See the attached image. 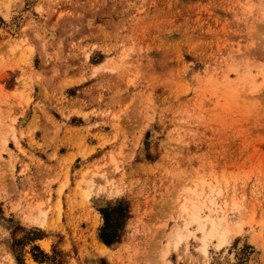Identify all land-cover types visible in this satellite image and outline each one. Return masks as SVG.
Returning <instances> with one entry per match:
<instances>
[{"label": "rangeland", "instance_id": "rangeland-1", "mask_svg": "<svg viewBox=\"0 0 264 264\" xmlns=\"http://www.w3.org/2000/svg\"><path fill=\"white\" fill-rule=\"evenodd\" d=\"M30 262L264 264V0H0V264Z\"/></svg>", "mask_w": 264, "mask_h": 264}, {"label": "bare ground", "instance_id": "bare-ground-1", "mask_svg": "<svg viewBox=\"0 0 264 264\" xmlns=\"http://www.w3.org/2000/svg\"><path fill=\"white\" fill-rule=\"evenodd\" d=\"M207 203H209V205H210V206L208 205V208H211L212 207L211 204H213L212 199H209V202L207 201ZM203 205H207V204L203 202ZM191 208H192L193 211L188 212V207L186 205L182 204L180 206L179 210H180L181 213H186L188 216H190V218L197 223L198 228L201 231H203L205 228L209 227V230H207V232H204V236L214 235L217 230L219 231V233H221V231L219 229L221 227V224H222L220 218H219V220H217L216 217H207L206 216L202 220L200 218V216L198 215V212H197L198 206L196 204H192ZM43 222H44V215L41 217V219L39 221L40 225H43ZM204 231H206V229ZM176 235H177L178 238L180 237V234L178 232L176 233ZM54 238L51 239L49 237H44V238L42 237L41 239H39V241L38 240L37 241H38L40 247L44 251L48 252V250L50 251V245L53 242ZM33 264H35V263H33Z\"/></svg>", "mask_w": 264, "mask_h": 264}, {"label": "trees", "instance_id": "trees-1", "mask_svg": "<svg viewBox=\"0 0 264 264\" xmlns=\"http://www.w3.org/2000/svg\"><path fill=\"white\" fill-rule=\"evenodd\" d=\"M101 239H102V241L105 242L106 244H111V243H113L112 240H109V238H106V237H104V236H101Z\"/></svg>", "mask_w": 264, "mask_h": 264}]
</instances>
